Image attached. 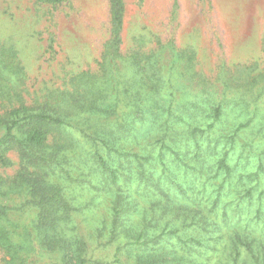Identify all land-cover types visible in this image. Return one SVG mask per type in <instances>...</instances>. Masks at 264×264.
<instances>
[{
    "label": "trees",
    "instance_id": "obj_1",
    "mask_svg": "<svg viewBox=\"0 0 264 264\" xmlns=\"http://www.w3.org/2000/svg\"><path fill=\"white\" fill-rule=\"evenodd\" d=\"M108 6L65 90L29 99L0 43L1 264H264V73L208 91L191 51L121 53Z\"/></svg>",
    "mask_w": 264,
    "mask_h": 264
},
{
    "label": "rangeland",
    "instance_id": "obj_2",
    "mask_svg": "<svg viewBox=\"0 0 264 264\" xmlns=\"http://www.w3.org/2000/svg\"><path fill=\"white\" fill-rule=\"evenodd\" d=\"M123 3L121 53L166 54L168 42L191 51L211 92H221V79L241 90L249 78L264 73V0ZM109 39L108 0H66L57 6L0 0V43L15 51L29 99L65 90L71 76L95 71ZM10 157L13 166L4 170L8 175L18 167L16 156ZM3 258L0 252V264Z\"/></svg>",
    "mask_w": 264,
    "mask_h": 264
}]
</instances>
